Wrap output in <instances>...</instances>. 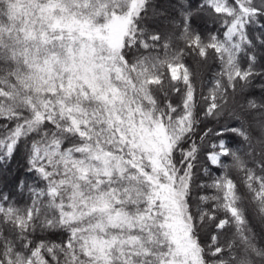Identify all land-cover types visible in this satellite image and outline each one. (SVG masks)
Returning <instances> with one entry per match:
<instances>
[{
    "label": "snow or ice",
    "instance_id": "1",
    "mask_svg": "<svg viewBox=\"0 0 264 264\" xmlns=\"http://www.w3.org/2000/svg\"><path fill=\"white\" fill-rule=\"evenodd\" d=\"M19 155L0 264H264V0H0Z\"/></svg>",
    "mask_w": 264,
    "mask_h": 264
},
{
    "label": "trees",
    "instance_id": "2",
    "mask_svg": "<svg viewBox=\"0 0 264 264\" xmlns=\"http://www.w3.org/2000/svg\"><path fill=\"white\" fill-rule=\"evenodd\" d=\"M198 0H193L197 3ZM197 27L200 28H214V25H205L202 21H197ZM25 160L22 155L16 157L15 160L8 162L5 166L0 167V192L4 194H12L16 199H24L25 196H16L18 189L15 188V181L17 177L24 178L26 173L24 171Z\"/></svg>",
    "mask_w": 264,
    "mask_h": 264
}]
</instances>
